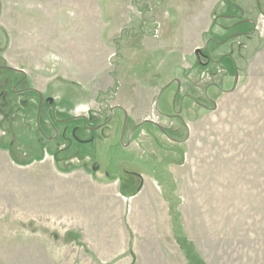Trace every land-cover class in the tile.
<instances>
[{
    "label": "rangeland",
    "instance_id": "rangeland-1",
    "mask_svg": "<svg viewBox=\"0 0 264 264\" xmlns=\"http://www.w3.org/2000/svg\"><path fill=\"white\" fill-rule=\"evenodd\" d=\"M63 4L0 0V264H83L64 191L95 183L75 168L127 193L161 186L187 264H264V0ZM236 6L256 26L229 39L214 21ZM22 60L27 73L7 68Z\"/></svg>",
    "mask_w": 264,
    "mask_h": 264
},
{
    "label": "crops",
    "instance_id": "crops-1",
    "mask_svg": "<svg viewBox=\"0 0 264 264\" xmlns=\"http://www.w3.org/2000/svg\"><path fill=\"white\" fill-rule=\"evenodd\" d=\"M50 1L64 3L65 14L71 8L77 11L71 2L84 1L86 7L88 4V0ZM45 8L48 10L51 7ZM85 14L88 16L87 9ZM72 45L73 43L70 47ZM42 49L46 51L45 47ZM177 51L182 50L177 48ZM184 55H189L188 49ZM22 64L23 66L12 64L13 69L25 74V60H22ZM74 75V72L61 74L59 71L53 72L48 79H57L59 76L78 79V76ZM2 135L0 120V139ZM3 153L11 160L8 151L0 148L2 162L7 159ZM81 171L88 175V182L91 179L95 184L79 186V180L71 178L74 182L64 191L69 193L70 198L69 248L72 257L81 258L83 264H187L188 256L174 237L171 201L165 196L161 186L146 184L143 181L140 188L135 189L133 193H127L132 190L125 192L124 184L119 183L117 179L112 183L105 178L97 179L95 174L83 168H75L71 175H78ZM153 175L150 172L141 176L145 180L149 177L154 179ZM124 198L131 199V202L125 203ZM83 258L86 261H83Z\"/></svg>",
    "mask_w": 264,
    "mask_h": 264
},
{
    "label": "flooded vegetation",
    "instance_id": "flooded-vegetation-1",
    "mask_svg": "<svg viewBox=\"0 0 264 264\" xmlns=\"http://www.w3.org/2000/svg\"><path fill=\"white\" fill-rule=\"evenodd\" d=\"M237 7V9H238V14L236 15V13H229V14H225V15H232V16H227V17H225L224 16V14H220L219 16H217V18H215L216 20L214 21V23L219 27V29L222 31V32H227V31H229V30H234L233 31V35L232 36H230V38L229 39H231V38H233V37H235V36H238V35H252L253 34V32H254V30H255V22L252 20V18H249V17H245L244 16V13H245V10H241V8L239 7V6H236ZM228 18V19H231L232 20V22L229 24V25H225V24H223L222 22L221 23H219L218 22V19L219 18ZM227 19V20H228ZM243 26H247V27H249V26H251V27H249L248 29H243ZM232 34V33H231ZM210 40H212V39H210ZM207 43L205 44V52H206V55H205V58H208V60L209 61H215V60H217V59H214L213 58V56H212V54H211V51H210V48H209V40H207L206 41ZM198 51L200 50L199 48L197 49ZM234 67H235V69H234V83H235V74H236V70H237V68H236V65L234 64ZM238 71V70H237ZM23 79V78H22ZM23 84H25V80H21V85H23ZM19 86V85H18ZM216 86H219V85H217L216 84ZM234 86V85H233ZM26 89H28V88H26ZM22 92H21V94H23V92L24 93H26V92H29V90H25V89H22L21 90ZM186 96H188V97H191L192 99H193V97L191 96V95H189V94H185L184 95V97H186ZM156 100H157V97H156ZM195 100V99H194ZM196 102H198L197 100H195ZM43 102H44V100H43ZM183 102H184V99L182 98L181 100H180V104H181V108H180V110H175V113L174 114H170V115H167L168 117H171V116H176V117H178V116H180V114L179 113H181L182 112V105H183ZM199 103V102H198ZM43 105H44V103H43ZM157 105V104H156ZM214 105H215V103H214ZM121 110H122V113H123V115H124V125H126V122H127V120L125 121V111L122 109V108H120ZM51 110H53V108H48V111H51ZM83 120V119H82ZM84 121V120H83ZM150 123H152V124H154L155 126L157 125L159 128H160V126L154 121V122H150ZM123 125V124H122ZM156 126V127H157ZM125 127V126H124ZM136 127V126H135ZM161 129V128H160ZM163 131V130H162ZM163 132H165V131H163Z\"/></svg>",
    "mask_w": 264,
    "mask_h": 264
},
{
    "label": "water",
    "instance_id": "water-1",
    "mask_svg": "<svg viewBox=\"0 0 264 264\" xmlns=\"http://www.w3.org/2000/svg\"><path fill=\"white\" fill-rule=\"evenodd\" d=\"M7 68H9V69H13V68H11V67H7ZM238 78H239V73H238V71L236 70V74H235V83H234V86L232 87L231 90H234V89H235L236 84H237V81H238ZM167 86H168V85H167ZM167 86H165L163 89L160 90V92H159V94H158V96H157L156 104H158L159 98H160L162 92L164 91V89H165ZM42 100H43V97H42V95L40 94V104H39V108H38V111H39V112H40V110H41ZM215 108H216V105H215L214 109H215ZM112 110H114V107L112 108ZM78 118H83V119H84V122L86 123V116H85V115L75 116V117H72V118H70V119H68V120H71V119H78ZM126 120H127V112L125 111V121H126ZM62 121H65V120H62ZM60 122H61V121H60ZM144 122H154V121H153V120H150V119H145ZM95 128H96V127H95ZM160 128H161V130L165 131L164 128H162V127H160ZM165 132H166V131H165ZM122 137H123V132H122Z\"/></svg>",
    "mask_w": 264,
    "mask_h": 264
},
{
    "label": "trees",
    "instance_id": "trees-1",
    "mask_svg": "<svg viewBox=\"0 0 264 264\" xmlns=\"http://www.w3.org/2000/svg\"><path fill=\"white\" fill-rule=\"evenodd\" d=\"M39 132H40V131H39ZM40 134H41V132H40ZM42 157H43V156L39 155V156H37V157H34V159H37V158H38V159H41ZM38 159H37V160H38ZM31 161H32V159H31ZM31 161H30V162H31Z\"/></svg>",
    "mask_w": 264,
    "mask_h": 264
}]
</instances>
